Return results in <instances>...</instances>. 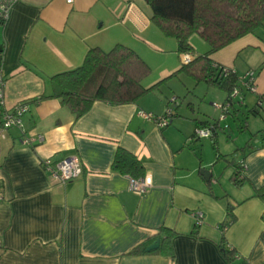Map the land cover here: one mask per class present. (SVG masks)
I'll return each instance as SVG.
<instances>
[{"label":"crops","instance_id":"crops-1","mask_svg":"<svg viewBox=\"0 0 264 264\" xmlns=\"http://www.w3.org/2000/svg\"><path fill=\"white\" fill-rule=\"evenodd\" d=\"M151 19L147 0H19L0 26V130L2 112L26 103V135L45 136L31 148L17 127L0 135V264H264V199L256 196L264 188V134L254 141L250 127L242 126L251 137L243 133L245 146L235 142L225 153L227 138L217 133V149L210 138L216 156L208 160V139L194 133L210 119L175 111L172 124L160 129L141 117L142 111L164 115V91L136 103L97 101L80 118L57 97L62 88L54 76L81 67L93 48L127 46L151 69L149 50L174 49L178 62L160 70L161 78H170L186 56ZM194 37L200 38L193 36L192 45ZM196 45L192 60L200 55ZM248 47L264 51L258 33L211 58L236 70ZM119 148L143 164L151 180L146 193L132 191L131 177L114 169ZM70 156L80 159L83 175L55 183L42 162ZM221 163L234 169L229 181L235 188L218 175ZM195 212L204 214L200 225ZM166 230L172 254L159 252L161 243L147 252ZM138 248L144 253L134 255ZM224 250L233 252L231 261Z\"/></svg>","mask_w":264,"mask_h":264},{"label":"trees","instance_id":"trees-1","mask_svg":"<svg viewBox=\"0 0 264 264\" xmlns=\"http://www.w3.org/2000/svg\"><path fill=\"white\" fill-rule=\"evenodd\" d=\"M147 2L152 9V23L167 38L176 40L179 54L192 57L195 55V48L191 44V38L195 35L210 47L206 54L195 56L189 63H184L171 77L186 74L197 84L205 82L224 90L228 94L226 101H231V94L236 89L243 90L239 85L237 71L232 70L229 75L223 76L224 66L214 64L211 57L236 41L264 29V0H147ZM1 25L5 24L0 22ZM220 67L222 68L219 69ZM150 72L151 68L134 50L119 44L108 52L100 48L91 49L81 67L58 74L54 76V80L62 88L61 94L57 97L76 114L77 118H80L88 113L97 101L113 104L136 103L164 82L145 88L143 81ZM233 105L234 101L232 107ZM257 110L253 109L252 113L256 114ZM204 124L215 127L220 125L218 121ZM214 132L213 139L217 149V131ZM258 134H264V130ZM113 167L133 179H141L146 175L141 161L122 148L116 153ZM256 196L264 199V188L257 190ZM166 231L167 235L162 237V245L158 251L172 254L170 244L172 231ZM144 251V248H138L133 254H143ZM224 253L231 261L233 252L224 250Z\"/></svg>","mask_w":264,"mask_h":264},{"label":"rangeland","instance_id":"rangeland-1","mask_svg":"<svg viewBox=\"0 0 264 264\" xmlns=\"http://www.w3.org/2000/svg\"><path fill=\"white\" fill-rule=\"evenodd\" d=\"M261 39L264 41V29L257 32ZM166 41L173 44H177L172 38H166ZM193 46H197L196 50L199 51L200 55L207 52L210 47L208 43L198 37H194ZM149 55L152 60V69L150 74L144 79L143 83L146 86L161 83L155 90L160 92L168 93L169 99L166 101V107L164 114L168 111L169 107H172L175 111H179L182 115H187L189 118L194 117L195 119L203 121L204 119H210L211 122H219L220 127L217 129V133L227 141L223 143V152L230 153L235 146V142L238 145L245 146L244 139L241 137L245 134L251 137L249 131L241 129V127H250L253 131L254 137L252 140H261V136L258 131L264 130V51L256 48H246L243 50L236 60V70L239 75V85L243 88L239 89L241 92L240 98L234 101L233 107L227 114V118L222 120V111L216 109L215 104L224 105L227 100V92L217 87L208 85L205 82L196 83L194 79L186 74H180L178 77L161 78L160 70L165 62L173 60L178 62V55L175 50H168L166 52H160L156 50H149ZM182 57V56H181ZM249 74V76H248ZM250 75H253L254 88L256 91H252L247 88L246 83L250 81ZM157 79V80H156ZM162 79V80H161ZM168 79V80H167ZM155 92V91H154ZM246 94V99L244 97ZM176 98V103H173ZM261 101V102H260ZM213 104V105H212ZM193 108V110L190 108ZM236 106L238 113L237 117L234 116V107ZM259 109L260 115H254L253 109ZM255 130V132H254ZM250 135V136H249ZM231 136V139L229 138ZM229 138V140H228ZM205 157L211 160L216 156V153L212 147L211 139L205 140ZM228 142V143H227ZM238 156L237 159H239ZM238 164V163H237ZM219 176L223 178V183L228 187L235 188L234 184L229 181V177L233 173L232 167H226L224 163L220 164ZM227 169V170H226ZM226 170V171H225ZM225 171V173H224Z\"/></svg>","mask_w":264,"mask_h":264},{"label":"built area","instance_id":"built-area-1","mask_svg":"<svg viewBox=\"0 0 264 264\" xmlns=\"http://www.w3.org/2000/svg\"><path fill=\"white\" fill-rule=\"evenodd\" d=\"M19 0H0V22L5 24L10 17L11 10L13 6ZM68 4H73L74 0H66ZM185 63H189L192 59L189 55H185ZM223 67V66H222ZM220 67L219 69H221ZM222 75H229V73L233 70V68L224 66L222 68ZM221 71V70H220ZM249 76V74H248ZM253 75H250V81L246 83L248 89L252 91H256L254 88V80ZM0 85H3L2 79L0 78ZM241 92L239 89H236L233 94H231V101H226L224 105L215 104L216 109L222 111V120L227 118L228 112L232 108V102L236 99L240 98ZM5 103V95L3 91H0V104L4 105ZM173 103H176V98H174ZM30 112L29 106L26 103L18 104L12 110H4L2 112V127L0 130V135H4L6 132L13 128H19L23 133V144L25 146H29L31 148H36L37 146L43 144L45 142V136L42 134L27 136L25 132V128L23 125V117ZM174 114V110L172 107L168 108V111L162 115L157 116L153 113L141 112L140 115L147 121L153 122L157 125L158 128L164 129L171 125L172 116ZM220 127L211 126H202L197 127L195 130V138L197 139H210L214 137V131ZM216 128V130H215ZM42 166L44 170L49 174L51 179L58 184L66 185L83 175L84 169L80 159L77 156H70L63 158L59 161H53L52 159H46L42 162ZM151 187V180L148 177L141 179H133L130 180V189L139 194H144ZM194 216L196 218V222L198 225L202 224L204 220V214L200 212H195Z\"/></svg>","mask_w":264,"mask_h":264},{"label":"water","instance_id":"water-1","mask_svg":"<svg viewBox=\"0 0 264 264\" xmlns=\"http://www.w3.org/2000/svg\"><path fill=\"white\" fill-rule=\"evenodd\" d=\"M202 173H204V172L202 171ZM206 176L208 177L209 175L207 174ZM160 243H161V241L160 240H157L154 244H152L151 246H149L147 248V252H150V251H153V250L158 249L160 247Z\"/></svg>","mask_w":264,"mask_h":264}]
</instances>
